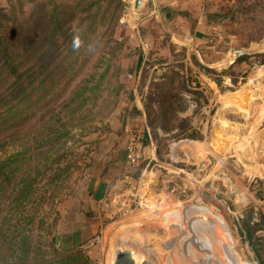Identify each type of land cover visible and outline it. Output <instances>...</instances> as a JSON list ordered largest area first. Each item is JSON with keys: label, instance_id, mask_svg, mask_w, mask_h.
Returning <instances> with one entry per match:
<instances>
[{"label": "rangeland", "instance_id": "obj_1", "mask_svg": "<svg viewBox=\"0 0 264 264\" xmlns=\"http://www.w3.org/2000/svg\"><path fill=\"white\" fill-rule=\"evenodd\" d=\"M10 1L17 10L20 9L18 3L21 0H0V8L8 7ZM26 1H29V4L24 11L31 14L35 13L36 7L41 3H46L47 9H52L54 5L65 9L81 3L78 10L81 16L69 29L70 42L64 43L62 55L56 62L62 66V74L57 76L61 88H69L65 97L76 84L85 85L86 81H90V86H93L106 73L100 92L95 93L98 99L87 106L91 113L88 115L90 120L87 121L86 129L74 131L72 135L75 136L73 139H67L62 150L65 159L59 167L64 169L75 163L74 167L69 174L59 173L57 176L49 171L34 184L32 200H44L39 215L45 216L46 226L41 234L48 233L49 241L55 237L58 250H64L65 246L56 240L67 232L74 234L75 223L83 220L81 209L76 210L75 206L79 200V182L90 165L91 154L101 139L113 134V123L117 118L125 123V118L131 111L130 107L134 104V91L141 90L143 79L150 76L151 93V84L160 80L166 71L174 69L187 78H192L185 83L181 91L186 102L182 104L185 111L178 114V119L190 120L191 128L187 134L199 135L205 131L209 143H213L211 146L216 149V155H220L221 159L225 158L224 163L219 162L216 168L221 174L220 181L213 183L217 192L214 194L213 188L212 192L209 190V185L212 184L210 182L208 186L205 185V189L210 192L199 189L198 186L194 192H179L167 199L166 195L172 188L184 187L187 182L186 175L180 173L172 179L173 175L168 173V170H161L152 164L142 180L141 174L138 177L143 187L140 191L141 202L136 207L137 212L126 219L119 230H110L106 234L102 252L108 256L103 264L114 262L113 251L117 244L137 247L153 264H218L219 261V264H230L222 250L234 256L235 264H264V258L261 262L256 257L243 236V221L247 216L250 215L254 219L255 214L261 215V208L264 213V205L255 204L256 200L264 201V49L255 50L264 42V10L251 13L247 8L244 14L239 13V17H236L239 22V27L235 29L238 34L237 45L243 46V49H236L233 57L227 58V62L215 68L207 67L212 70L211 75L201 71L214 83L210 85L211 82L198 80L196 74L186 65L185 51L153 47L148 51L146 65L136 68L140 53L143 59L145 58L141 42H144L146 37L139 35L137 31L144 19L140 12L143 5L135 12L136 5L133 10L134 18H130V7L134 0H68V4L67 0H52L51 5L48 4L50 0ZM165 40L161 39L163 42ZM239 53L245 55L237 58ZM204 55V61H210V57ZM242 57L249 59L242 61ZM253 57L256 59L250 65L249 60ZM234 59H239L237 64L229 67ZM140 74L141 79L137 86ZM197 92L200 94L198 97L194 95ZM196 102L200 108L190 114V108L197 107ZM204 107H207V113L202 114L199 110ZM252 118L261 120L258 124H251ZM120 127L122 128L121 125ZM179 133L176 129L168 134L160 130L152 131L158 159H167L169 164L177 166L180 170L195 168L196 166L185 162L170 160V154L176 144L182 142V145H186L193 141ZM8 142L9 140H6V143ZM19 145H4L0 149V159L4 161L13 155L19 150ZM210 159V165L206 163L209 167L218 163L216 157L210 156ZM155 172H158L161 178ZM254 175L257 176V183L244 194L247 199L244 203L247 204L241 215L240 200L236 204L237 199H240L237 192L248 186V183L251 184L249 181ZM55 194V199H49ZM255 207L258 211L254 210ZM69 214L72 218L66 228ZM261 216L264 226V214ZM37 233L39 234V231ZM257 235L264 237V230ZM78 237L81 239V233ZM207 238L214 244L213 251L209 245H205ZM73 249L77 247H72Z\"/></svg>", "mask_w": 264, "mask_h": 264}, {"label": "trees", "instance_id": "obj_2", "mask_svg": "<svg viewBox=\"0 0 264 264\" xmlns=\"http://www.w3.org/2000/svg\"><path fill=\"white\" fill-rule=\"evenodd\" d=\"M27 4L29 1H19L17 10L10 1L8 7L0 8V149L20 144L13 155L0 159V264H91L93 261L80 247L59 251L55 237L49 241L48 233L41 234L46 226L45 216L39 215L44 200H32V195L36 181L49 171L57 176L69 174L74 167L75 163L59 167L65 159L62 150L67 139L75 136L74 131L86 129L91 113L87 106L98 99L95 93L100 92L106 73L93 86L90 81L76 84L65 97L69 88H61L57 76L62 66L56 62L64 43L70 42L69 29L81 16V3L65 9L57 5L47 9L48 5L41 3L33 14L24 11ZM138 60L136 68L142 65V53ZM198 68L208 75L212 73L202 66ZM190 79L170 69L151 84L146 115L152 139V131L168 134L175 129L186 139L203 138L187 134L190 120L178 119L186 102L181 91ZM144 137L147 140L148 133ZM262 222L254 223L250 215L243 221L245 241L261 262L264 237L257 234L264 230Z\"/></svg>", "mask_w": 264, "mask_h": 264}, {"label": "crops", "instance_id": "obj_3", "mask_svg": "<svg viewBox=\"0 0 264 264\" xmlns=\"http://www.w3.org/2000/svg\"><path fill=\"white\" fill-rule=\"evenodd\" d=\"M142 5L140 12L144 19L140 22L137 29L139 35L146 37V40L141 42L145 51L142 68L146 65L148 51L153 47L156 49L168 48L172 51H185L186 65L192 69V73L196 74L198 80H205L206 82H211V79L205 77L198 66L215 68L223 62H227L229 56L233 57V52L236 49H243V46L237 45V33L235 32V29L239 27V22L236 18L239 17V13L244 14L248 9L251 13L264 10V0H147L143 1ZM251 16L253 18L252 14ZM252 25L251 23V29L253 28ZM161 39L166 40L163 42ZM167 39H169V42H167ZM263 49L264 42L255 48V50ZM203 55L204 57H210V61H204ZM237 60L231 61L229 67L237 64ZM254 60L255 58L249 60L250 65ZM140 79L141 74L138 76L137 86L140 83ZM150 83V76L143 79L141 90L138 91L136 89L134 91V104L130 107L131 111L125 118V123H122L121 119L117 118L113 123V134L106 139H101L95 151L91 154L90 165H88L86 173L79 182V200L76 201L77 206H75L76 210L81 209L83 220L75 223L74 234L67 232L66 235L58 239L62 246L69 249L80 247L99 231L105 230L103 232L107 239L106 234L110 230L112 232L119 230L125 220L137 212L136 206H131L133 198L134 201L138 202H141L140 198H142L140 191L143 183L139 184L137 180L140 174L148 173L152 164L157 165L161 170H168V173L173 175L172 179H175V175L180 173L185 174L187 181L183 185L186 188L185 194L194 192L195 187L198 186L199 189L204 190L205 185L208 186L210 182L212 184L209 185L211 187L209 190L211 191L213 188V192L216 194L217 189L214 188L213 183L221 179V174L216 168L219 162L224 163L225 158L221 159L220 155H216V149L211 146L213 143H209L205 131L200 133L203 136L201 140L191 141V144L186 145H182V142H180L174 146L175 149L170 154L171 161L185 162L196 166L195 168L180 170L177 166L169 164L167 159L166 161H160L156 152V144L151 136L146 140L145 161L139 169L140 172H138V169L131 170L128 167L126 163V138L123 134V128L127 125L137 127L150 135L146 115ZM212 84L214 83L211 82L210 85ZM194 110L197 109L192 106L189 113H193ZM206 110L207 107H204L199 112L204 114L207 113ZM259 120L261 119L252 118L251 124H258ZM210 156L218 159V163L212 167H209ZM260 166L263 165L260 164ZM155 174L159 177L158 172H155ZM254 177L249 181L251 184L248 183V186L241 188L237 192L240 195V199H237L236 204L240 200L241 215L242 212L244 213L247 204L244 203L247 201L244 194L249 189H253V185L257 183L255 180L257 176L254 175ZM209 190L206 191L210 192ZM116 199H119L121 203H118ZM259 203L262 206L264 205V201H255L256 205ZM254 210L258 211L256 207ZM262 211L263 208L260 210L261 215L264 214ZM69 215L68 224H65L67 225L66 228L70 225L72 218V215ZM261 215L257 216L255 214L253 222L259 223L262 220L260 219ZM79 232L81 233V239L78 237ZM260 233H262L261 230L258 234ZM127 248L138 250L135 246L129 247L127 244H117L113 251L114 258L118 249ZM107 256L101 250L96 264H101V262L103 264ZM111 264H114V262L112 261Z\"/></svg>", "mask_w": 264, "mask_h": 264}, {"label": "built area", "instance_id": "obj_4", "mask_svg": "<svg viewBox=\"0 0 264 264\" xmlns=\"http://www.w3.org/2000/svg\"><path fill=\"white\" fill-rule=\"evenodd\" d=\"M193 86H196L193 84ZM123 134L126 138V163L131 170H137L145 161L144 151L146 147V140L144 137V132L137 127L125 126ZM150 135H148L149 139ZM144 175V174H143ZM141 176V180L144 176ZM141 184L140 180H137ZM185 187H174L170 190L166 198L169 196L178 194H185ZM118 203H121L119 199H116ZM138 201H131V206L135 205L138 207ZM105 236L103 231H99L94 234L91 238L86 240L81 246V250L94 262L97 263V257L101 253L104 247Z\"/></svg>", "mask_w": 264, "mask_h": 264}, {"label": "bare ground", "instance_id": "obj_5", "mask_svg": "<svg viewBox=\"0 0 264 264\" xmlns=\"http://www.w3.org/2000/svg\"><path fill=\"white\" fill-rule=\"evenodd\" d=\"M137 1L138 0H134L132 3H131V11H130V18H134V12H133V10L136 8V5H137ZM142 2L144 1V0H141ZM137 11V9L135 10V12ZM133 15V16H132ZM205 243V242H204ZM204 243H203V246H204ZM215 243V242H214ZM129 245V247H133L132 245H130V244H128ZM205 245H209L211 248H212V251H213V247H214V244H211V242L209 241V239L207 238V240H206V243H205ZM222 249V248H221ZM119 250V249H118ZM133 250V249H132ZM134 251V257H135V259L137 260H135L136 261V263L137 264H142V263H144V261L147 263H149V264H153L152 262H150V261H148V258H147V256L145 255V253L144 252H141L140 251V249H138L137 251L136 250H133ZM223 251V255L226 257V259H227V261L230 263V264H235L234 262H233V257H232V254H230V252L228 253V251H225V250H222ZM221 260V259H220ZM220 262V261H219ZM219 262H218V264H219ZM222 262V261H221ZM222 264H224V263H222Z\"/></svg>", "mask_w": 264, "mask_h": 264}, {"label": "water", "instance_id": "obj_6", "mask_svg": "<svg viewBox=\"0 0 264 264\" xmlns=\"http://www.w3.org/2000/svg\"><path fill=\"white\" fill-rule=\"evenodd\" d=\"M142 3L143 2L141 0L137 1V10L140 9V7L142 6ZM243 55H245V53H239L237 56L240 57ZM56 241H58V239ZM133 255H134V251L130 248L119 249L115 252L114 264H137L136 263L137 260L135 259ZM142 264H149V263L148 262L146 263L144 261V263Z\"/></svg>", "mask_w": 264, "mask_h": 264}]
</instances>
